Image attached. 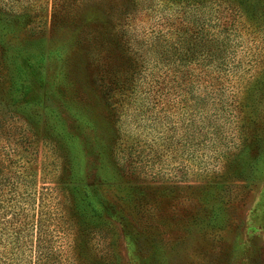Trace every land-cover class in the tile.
<instances>
[{
  "label": "rangeland",
  "instance_id": "374dc122",
  "mask_svg": "<svg viewBox=\"0 0 264 264\" xmlns=\"http://www.w3.org/2000/svg\"><path fill=\"white\" fill-rule=\"evenodd\" d=\"M196 31L225 50L192 55ZM30 53L41 99L11 106ZM61 102L83 122L73 149L47 111ZM261 158L259 0H0L6 262L264 264Z\"/></svg>",
  "mask_w": 264,
  "mask_h": 264
},
{
  "label": "trees",
  "instance_id": "16d2710c",
  "mask_svg": "<svg viewBox=\"0 0 264 264\" xmlns=\"http://www.w3.org/2000/svg\"><path fill=\"white\" fill-rule=\"evenodd\" d=\"M259 1L262 5H264V0H259ZM201 38L202 37L199 35L198 31H196L189 38L185 39L187 45L191 46L190 49L192 51L191 52L192 55H195V53L193 52L194 50L198 51V49H201L202 52L207 54V57L209 59H212L211 55H213L214 58V53L216 52L222 53L225 50L224 49L225 47L223 45L221 44L217 45L218 42L215 37L203 38L202 44L200 42ZM181 44H183L182 41ZM221 53H219V55ZM15 56L16 54L14 55L13 58H16L17 62H15L13 66H11L10 73L4 79V82H6V95H7L6 98L7 100H9L11 106H19L20 104L23 103L24 104L37 103L41 99L39 86H41L42 84L40 83L41 82L40 68L42 67V59H43L42 55H40L39 57L36 55L33 56L30 53L27 56L22 57V59L17 58ZM60 105L61 107L57 109L56 108L53 109L50 106H46L47 111L50 115H52L55 118L63 141L67 143L71 149H73V144L76 138L75 134L77 130L81 127L83 122H81L73 112L70 113L69 112L70 110L67 108L68 106L63 104V102H61ZM62 116H64V119L69 123H67L62 118ZM263 159L264 158H261L260 161L263 162ZM76 163L78 167L75 168L73 175L79 177L81 175L82 169L84 168V165L81 164L79 161H77ZM102 167H103V163H102ZM98 168H101V163ZM13 225H14L13 228L14 230H12V232L15 233L18 228L16 221L13 222ZM0 230L3 229L0 228ZM11 243H15V242L11 240ZM2 251L3 249L0 250V264H10L1 257ZM50 253L51 252H49V254ZM37 264H41V263H37Z\"/></svg>",
  "mask_w": 264,
  "mask_h": 264
}]
</instances>
